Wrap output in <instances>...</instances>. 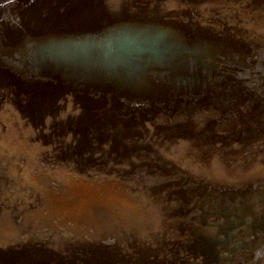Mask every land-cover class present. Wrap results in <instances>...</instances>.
I'll use <instances>...</instances> for the list:
<instances>
[{
	"label": "water",
	"instance_id": "water-1",
	"mask_svg": "<svg viewBox=\"0 0 264 264\" xmlns=\"http://www.w3.org/2000/svg\"><path fill=\"white\" fill-rule=\"evenodd\" d=\"M0 264H264V0H0Z\"/></svg>",
	"mask_w": 264,
	"mask_h": 264
}]
</instances>
